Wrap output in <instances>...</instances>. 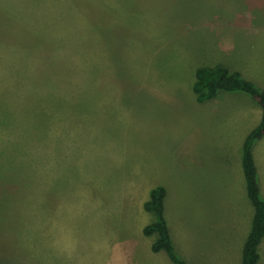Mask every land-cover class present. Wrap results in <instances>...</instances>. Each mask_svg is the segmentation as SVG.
I'll use <instances>...</instances> for the list:
<instances>
[{"label":"rangeland","instance_id":"1","mask_svg":"<svg viewBox=\"0 0 264 264\" xmlns=\"http://www.w3.org/2000/svg\"><path fill=\"white\" fill-rule=\"evenodd\" d=\"M249 56L264 0H0V264H134L156 186L170 226L237 206L193 85Z\"/></svg>","mask_w":264,"mask_h":264},{"label":"crops","instance_id":"2","mask_svg":"<svg viewBox=\"0 0 264 264\" xmlns=\"http://www.w3.org/2000/svg\"><path fill=\"white\" fill-rule=\"evenodd\" d=\"M263 62L264 59L259 60L257 56H249L247 57L245 72L241 69L237 70L247 80L264 89ZM197 105L199 106L198 111L204 115L207 112L216 113L220 111L225 113L223 115V119L226 120L225 130L218 142L227 148L226 151L231 160L228 166L230 176H237V183L242 186L240 188L239 184L235 182V188L232 191L233 197L236 196L235 198H239V200H237V206L231 205L229 210H217L214 214L217 217L214 216L213 221L209 224L196 223L197 225L194 227L197 229L189 222L181 220L183 217L179 210L178 218L174 219L177 221L173 226H170L166 214L167 203L170 199V192L167 191L165 217L176 251L188 264H242L243 247L251 230L255 213L253 204L247 201V186H244L246 180L242 166L243 144L249 132L261 121L262 109L249 95L241 92H220L214 99L207 102L200 103L197 101ZM253 154L258 170L261 194L264 198V136L254 145ZM224 203L228 207L229 203L231 204L230 198ZM220 216L223 218L219 220ZM224 231L226 234L222 235L221 232ZM153 242H147L145 253L144 251L139 252L135 256L134 264H173L164 251L154 252L152 250ZM259 252L261 255L259 264H264V240L259 247Z\"/></svg>","mask_w":264,"mask_h":264},{"label":"trees","instance_id":"3","mask_svg":"<svg viewBox=\"0 0 264 264\" xmlns=\"http://www.w3.org/2000/svg\"><path fill=\"white\" fill-rule=\"evenodd\" d=\"M193 90L200 103L214 99L220 92L245 93L262 109L261 121L245 138L242 158L247 195L255 209L251 230L243 247L242 264H259V247L264 240V198L261 194L253 148L264 136V89L247 80L240 71L216 65L197 68ZM149 195L144 208L154 213L155 220L144 227L143 233L146 236H155L152 250L164 251L173 264H188L176 251L165 217L166 187L156 186L151 189Z\"/></svg>","mask_w":264,"mask_h":264}]
</instances>
